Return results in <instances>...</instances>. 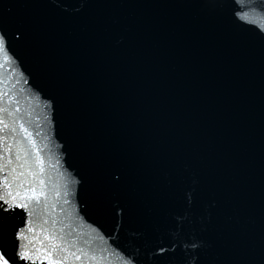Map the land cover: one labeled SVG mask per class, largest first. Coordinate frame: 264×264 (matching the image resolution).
Returning a JSON list of instances; mask_svg holds the SVG:
<instances>
[{
	"label": "water",
	"instance_id": "95a60500",
	"mask_svg": "<svg viewBox=\"0 0 264 264\" xmlns=\"http://www.w3.org/2000/svg\"><path fill=\"white\" fill-rule=\"evenodd\" d=\"M0 20L4 107L47 185L31 218L0 185L10 262L47 264L62 232L101 264H264V0H0Z\"/></svg>",
	"mask_w": 264,
	"mask_h": 264
},
{
	"label": "snow or ice",
	"instance_id": "6c2138e0",
	"mask_svg": "<svg viewBox=\"0 0 264 264\" xmlns=\"http://www.w3.org/2000/svg\"><path fill=\"white\" fill-rule=\"evenodd\" d=\"M8 30V22L0 20V56H4L5 59L8 58L5 47ZM16 34H20L19 29H16ZM5 96H8V101L11 104L13 95L4 92L2 85H0V185L6 184L9 188H12L13 184L17 185L14 192L9 193L14 201L10 207L18 206L27 209L28 216L31 218L34 213L33 209L29 208V202L35 201L39 205L47 199V185L43 179L44 160L40 156V148L33 138V133L25 125L24 117L19 115L17 111L4 107ZM33 153H35V157H33ZM18 169L19 171H17ZM2 173H11V175H2ZM27 174H30L31 178H28ZM25 184H27L26 187ZM59 194V192L56 193L57 196ZM0 201H4L5 204L8 203L3 195H0ZM4 210L7 211L8 209L5 208ZM23 235V229L15 232L17 238H21ZM48 239L55 241V244L47 250L40 249L41 252L45 253L43 259L47 261V264H72L73 261L81 260L83 256H88L89 264H92L93 261L95 264H101L103 257L97 253L82 251L75 242L76 237L74 236L69 239L61 232L59 236L51 235ZM167 250L165 247L158 249L159 252H166ZM54 255L57 258L53 259ZM18 256L21 261H34L37 258L32 252L26 251L23 244L20 245ZM0 264H15V261L10 262V258L0 251Z\"/></svg>",
	"mask_w": 264,
	"mask_h": 264
}]
</instances>
